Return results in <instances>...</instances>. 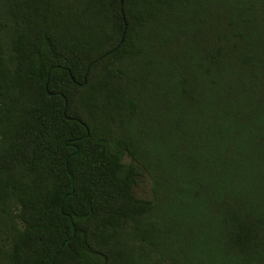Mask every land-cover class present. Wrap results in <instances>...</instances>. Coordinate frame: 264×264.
I'll return each mask as SVG.
<instances>
[{
    "label": "trees",
    "instance_id": "trees-1",
    "mask_svg": "<svg viewBox=\"0 0 264 264\" xmlns=\"http://www.w3.org/2000/svg\"><path fill=\"white\" fill-rule=\"evenodd\" d=\"M3 5L0 264H264V0Z\"/></svg>",
    "mask_w": 264,
    "mask_h": 264
},
{
    "label": "rangeland",
    "instance_id": "rangeland-1",
    "mask_svg": "<svg viewBox=\"0 0 264 264\" xmlns=\"http://www.w3.org/2000/svg\"><path fill=\"white\" fill-rule=\"evenodd\" d=\"M3 1L4 0H0L1 11L5 10V7L3 5ZM5 21L7 22L9 29L12 30V27H10L11 21L9 19L5 20ZM10 34H11V32H10ZM7 42H8V37H7ZM151 185H152L151 178L147 174H145L139 178L138 183L134 187V192L136 193L137 196H140V197H150L151 196ZM156 215L157 216H153V219L158 218V220H160L163 217L167 218L169 216L165 207H163V208L161 207V209L158 211V213H156ZM140 246H141V244H139V243L136 244L135 252H144V250L140 249Z\"/></svg>",
    "mask_w": 264,
    "mask_h": 264
},
{
    "label": "water",
    "instance_id": "water-1",
    "mask_svg": "<svg viewBox=\"0 0 264 264\" xmlns=\"http://www.w3.org/2000/svg\"><path fill=\"white\" fill-rule=\"evenodd\" d=\"M48 94H49V95H52V93H51V92H49V91H48Z\"/></svg>",
    "mask_w": 264,
    "mask_h": 264
}]
</instances>
